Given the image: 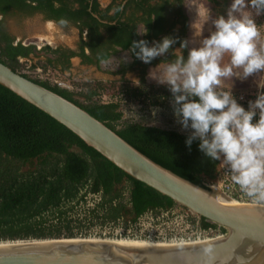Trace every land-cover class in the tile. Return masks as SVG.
Wrapping results in <instances>:
<instances>
[{
	"label": "trees",
	"instance_id": "obj_1",
	"mask_svg": "<svg viewBox=\"0 0 264 264\" xmlns=\"http://www.w3.org/2000/svg\"><path fill=\"white\" fill-rule=\"evenodd\" d=\"M71 1L0 0V13L38 10L48 17L81 18L78 13L85 11L84 4L74 0L80 9L72 13ZM0 39L4 43L0 62L12 71L73 102L156 164L208 189L204 181L214 177L219 160L200 151L198 139L189 148V135L165 129L150 119L120 122L117 103L94 98L98 85L86 84L75 92L22 72L17 57L25 56L30 47L12 45L4 33ZM92 193H99V200L84 205L82 217H71L72 207ZM174 206L170 198L128 176L62 124L0 85V241L76 238L85 236L83 223L90 226L120 220L125 227L146 210L157 212ZM194 221L199 229L225 232L202 217L191 216V224Z\"/></svg>",
	"mask_w": 264,
	"mask_h": 264
},
{
	"label": "water",
	"instance_id": "obj_2",
	"mask_svg": "<svg viewBox=\"0 0 264 264\" xmlns=\"http://www.w3.org/2000/svg\"><path fill=\"white\" fill-rule=\"evenodd\" d=\"M0 85L62 124L128 176L225 229L203 241L163 247L42 238L38 243L0 246V264H264V206L220 204L212 189L199 187L156 164L73 102L1 62ZM209 246L211 253L206 254L204 249Z\"/></svg>",
	"mask_w": 264,
	"mask_h": 264
},
{
	"label": "flooded vegetation",
	"instance_id": "obj_3",
	"mask_svg": "<svg viewBox=\"0 0 264 264\" xmlns=\"http://www.w3.org/2000/svg\"><path fill=\"white\" fill-rule=\"evenodd\" d=\"M80 1L85 11L78 13L81 18H67V26L59 24L61 18L45 16L38 10L0 13V38L4 33L12 45L30 47L25 56L17 57L20 67L26 64L39 78L60 88L74 91L76 85L87 84L98 85V91L105 83H111L124 91L132 88L129 93L136 95L166 88L167 84L157 80L164 67L178 55L187 60L194 48L188 32L191 3L207 8L209 17L215 20L220 16L226 19L233 3V0ZM69 8L76 13L80 9L78 1H71ZM33 30L37 35L27 38V32ZM213 31L215 27L211 24L209 30L196 37L197 41L201 44ZM166 36L176 43L150 63H144L130 51L133 41L143 39L151 47L153 41L162 42ZM182 41L188 42L187 47L181 48ZM3 44L0 39V46Z\"/></svg>",
	"mask_w": 264,
	"mask_h": 264
},
{
	"label": "clouds",
	"instance_id": "obj_4",
	"mask_svg": "<svg viewBox=\"0 0 264 264\" xmlns=\"http://www.w3.org/2000/svg\"><path fill=\"white\" fill-rule=\"evenodd\" d=\"M248 6L246 0H233L227 18L220 16L214 21L215 31L210 37L192 48L186 61L178 55L168 63L157 80L169 86L177 122L184 130H192L186 145L190 148L198 139L199 150L207 157H223L232 183L253 205L264 206V93L249 101L246 111L223 86L234 75L246 78L264 71V41L251 14L244 11ZM250 6L257 15L264 12V0H250ZM59 24L67 26L68 21L61 18ZM174 43L175 39L166 36L150 47L141 39L132 42L130 51L150 63ZM187 43L182 41L181 48ZM226 56L228 62L224 63ZM257 109L259 119L253 123ZM204 251L211 253V247Z\"/></svg>",
	"mask_w": 264,
	"mask_h": 264
},
{
	"label": "built area",
	"instance_id": "obj_5",
	"mask_svg": "<svg viewBox=\"0 0 264 264\" xmlns=\"http://www.w3.org/2000/svg\"><path fill=\"white\" fill-rule=\"evenodd\" d=\"M243 80L242 78H240ZM245 80L249 79V82L253 83V85H250L249 87L245 89H236L229 87L227 85L224 86V90L230 91L233 98L236 99L237 103L245 108L247 111L249 109V101L254 102L258 95L261 93H264V71L254 73L252 75H249L248 77H244ZM82 86L77 85L74 89L75 92L81 91ZM156 90H153L151 93H143L142 95H135V96H129L128 98L130 100V103H126V92L121 89L118 90L116 94L111 93L110 94H104L102 93L99 95V98L101 100V103H117L118 110L120 111V122L124 120L129 121H140L141 119H150L152 121H155L157 124H160L165 128L169 130H174L181 134L190 135L191 129L184 130L182 126L177 122V118L174 114L173 109V96L169 89V86L166 88H155ZM112 98V99H111ZM198 97H193L191 99ZM107 99V100H105ZM197 100V101H198ZM120 106L124 108H119ZM259 119V110L257 109V115L253 118V123L258 121ZM223 157H221V160H219V163L216 166V170L214 173V177L212 179L204 181V184L207 188H210L212 190H216L217 192L223 194L227 198L233 201L238 202H245V203H251L249 198H247L243 193L240 192L237 185H234L230 179V175L227 172L226 166L222 163ZM91 198L90 205H92L93 202L99 200V193H92L88 196ZM85 197V199H86ZM85 202V200H84ZM87 204L85 203V206ZM193 217L195 215L189 213L184 208H181L178 206V208H170L165 210H159L157 212L152 210H146L144 213L139 215L136 220L132 223H127L125 227L122 226L121 221L117 220L115 223L109 222L108 224L113 225L116 227V230L118 231L117 234L114 233V238L116 239V236L118 239L121 237L129 239L130 237H133L131 233V226L134 225L138 219L141 217L146 218L150 222L154 221H161L160 223H163L164 220H171L178 218L180 221V224L182 225L181 231L182 233H172V234H165L162 233L159 238L156 239L157 242L162 243H172V244H184V243H192L196 241H203L206 240L214 235L220 234V233H213L211 229L202 230L196 227V221H194V224H191L190 217ZM196 217V216H195ZM160 234V233H159ZM103 235V234H102ZM145 240V239H143Z\"/></svg>",
	"mask_w": 264,
	"mask_h": 264
},
{
	"label": "rangeland",
	"instance_id": "obj_6",
	"mask_svg": "<svg viewBox=\"0 0 264 264\" xmlns=\"http://www.w3.org/2000/svg\"><path fill=\"white\" fill-rule=\"evenodd\" d=\"M246 2L249 3V6L244 9V11L249 12L254 19V22L257 24L260 33H261V41H264V12L261 14L257 15L255 9H253L250 6V0H246ZM231 6V5H230ZM229 6V8H230ZM189 20H188V32L189 36H191V42L190 45L192 47H199L201 44L197 41L196 37H199L201 34H203L206 30H209L211 27V24L214 26V21L215 19H211L208 15V9L205 7H202L200 5H196L194 2L190 4L189 6ZM21 20V18L19 19ZM215 27V26H214ZM31 28V27H30ZM34 28V25H33ZM37 33L35 31H31L30 33L27 32V38H30L31 36H35ZM226 61L228 62V57L226 56ZM26 64L22 63V66L19 68L20 71L26 72L27 74L34 76L35 73L32 72L33 70H29L25 67ZM237 71H240L242 73V70L238 69ZM44 75V74H43ZM242 78L243 80H241ZM223 85H227L232 88L236 89H245L249 87L250 85H253V83L249 82V79L245 80L244 77L242 76H233L231 79H226L224 81ZM77 86V85H76ZM123 89L122 87H119L118 85L111 84V83H105V85L101 86V88L96 92L95 95H98L97 97H94L97 101L101 102L104 101L103 99L99 98V95L102 93L104 94H110L109 97H111V93L116 94L118 90ZM132 89V88H130ZM131 91V90H130ZM128 89H125L127 100L126 103H130V100L128 98L129 96H132L129 92ZM112 99V98H111ZM107 100V99H105ZM124 108L122 106L119 107ZM151 123L157 124L155 121L149 120ZM161 124V123H160ZM28 166L24 165L23 169H26ZM85 200V202H84ZM83 202H80L79 204H75L72 207L71 211V217L73 218H79L82 217L85 211V203L87 206L90 205L91 198L86 197ZM173 208H178V206H174ZM50 221H54V219L50 218ZM161 221L157 220L154 222L148 221L146 218L141 217L140 219L137 220V222L131 226V233L134 235L133 237L129 236V239H134V240H143L149 241V242H157L156 239L160 237L162 233L167 234H172V233H182L181 227L182 225L180 224V221L178 218L176 219H167L164 220L163 223H160ZM85 223H83L84 225ZM81 225V229H86L85 231V236H75V237H85V238H108V239H113L116 240L118 237L116 236V239L114 238V233L117 234L118 231L116 230V227H114L111 224L108 223H102L98 224L97 222H93L92 225L90 226H83ZM88 227V228H87ZM160 233V234H159ZM103 234V235H102ZM61 238V237H60ZM120 239H127L121 237ZM162 243V242H159Z\"/></svg>",
	"mask_w": 264,
	"mask_h": 264
},
{
	"label": "bare ground",
	"instance_id": "obj_7",
	"mask_svg": "<svg viewBox=\"0 0 264 264\" xmlns=\"http://www.w3.org/2000/svg\"><path fill=\"white\" fill-rule=\"evenodd\" d=\"M214 192V198L222 205H240L241 203L238 201H233L224 196L223 194L217 192L216 190H213ZM41 239H31V240H7V241H0V246H9V245H20L25 243L34 242L38 243L37 241H40ZM59 241H64L63 239H59ZM66 241L70 242H80V241H86L87 243H94V244H112V245H120V246H141V247H163V246H169V245H175L172 243H159V242H149L145 240H134V239H108V238H85V237H76L67 239ZM198 242V241H196Z\"/></svg>",
	"mask_w": 264,
	"mask_h": 264
}]
</instances>
